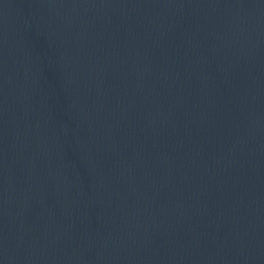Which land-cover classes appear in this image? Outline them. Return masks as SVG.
I'll return each instance as SVG.
<instances>
[{
    "label": "water",
    "instance_id": "obj_1",
    "mask_svg": "<svg viewBox=\"0 0 264 264\" xmlns=\"http://www.w3.org/2000/svg\"><path fill=\"white\" fill-rule=\"evenodd\" d=\"M0 264H264V0H0Z\"/></svg>",
    "mask_w": 264,
    "mask_h": 264
}]
</instances>
